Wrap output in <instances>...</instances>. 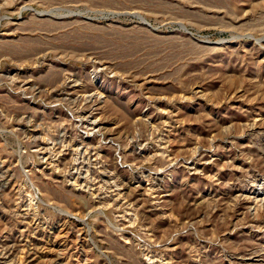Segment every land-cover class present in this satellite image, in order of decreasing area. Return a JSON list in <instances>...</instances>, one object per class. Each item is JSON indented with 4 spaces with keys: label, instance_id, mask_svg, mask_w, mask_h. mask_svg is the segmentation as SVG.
Returning a JSON list of instances; mask_svg holds the SVG:
<instances>
[{
    "label": "rangeland",
    "instance_id": "374dc122",
    "mask_svg": "<svg viewBox=\"0 0 264 264\" xmlns=\"http://www.w3.org/2000/svg\"><path fill=\"white\" fill-rule=\"evenodd\" d=\"M0 264H264V0H0Z\"/></svg>",
    "mask_w": 264,
    "mask_h": 264
}]
</instances>
